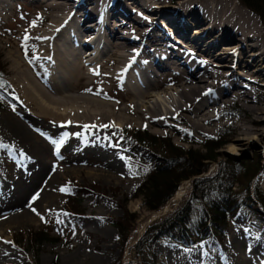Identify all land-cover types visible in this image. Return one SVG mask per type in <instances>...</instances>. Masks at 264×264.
<instances>
[{
	"label": "rangeland",
	"instance_id": "obj_1",
	"mask_svg": "<svg viewBox=\"0 0 264 264\" xmlns=\"http://www.w3.org/2000/svg\"><path fill=\"white\" fill-rule=\"evenodd\" d=\"M3 1L0 3V64L4 68L6 84L12 97H0V118L4 115L26 117L27 121L21 123L28 132V138L25 145L11 140L9 134L3 131L0 125V141L13 146L11 151L0 149V167H4L0 170V202L9 203L14 211L20 212L23 205L32 201L35 194L39 193V197L43 199L39 203L36 202L37 199L32 202L33 205L37 203V206H34L36 212L31 213L26 221L0 225V264H35V261L36 264H50L55 258L58 264H111L119 257L120 264H137L138 260L128 250L137 234L153 220L172 211L186 198L189 181L182 182L174 196L158 212L145 211L141 206V198L132 199L126 203L128 213H134L137 218L134 231L129 236L122 254H119L115 243V230L109 225L107 219H118L122 216L121 208L117 203L129 195L134 185L140 181L133 173L134 160L125 155L124 150L115 146V139L111 134V128L114 127H96L93 132H97L98 136L86 133L80 138H68L65 134L56 133L55 124L51 125L39 118L33 119L34 112L26 108L21 97L22 93L16 86L11 66L13 61H18L23 69L34 73L32 64L36 61L42 43L41 36L49 23L48 16L51 11L42 5L41 0ZM163 1L160 5L163 6L161 10L171 14L165 16L164 13L158 12L160 11L158 8L147 11L138 6L139 2L143 4L148 2L147 0H138L137 4L132 3L131 0H123V3L119 2L120 5L111 4L109 21L112 24L120 20L127 21L123 17L126 14L134 18L139 17L143 21L148 20L146 17L155 18L154 23L149 27L153 29L151 35L159 34L160 37L165 35L164 37L170 40V44L177 49L178 53L181 52V55L190 53L191 59L197 61L206 73L213 70L220 71L225 76L224 81L227 84L223 87V80L211 82L212 89L207 94L208 97L196 105L195 111L202 113L207 122L202 123L196 119L187 121V114L184 113L177 118L171 114L165 121L157 122V124L148 121L140 124L127 115L129 119L126 122L116 120L101 125L114 124L115 128L143 130L153 137H166L171 145L182 150L190 149L200 155L204 153L202 146L204 140L220 136L219 140L224 141L225 144L216 151V161L209 165L204 176L213 173L219 162L230 161L233 164H239L243 160L252 158L259 163L257 185L264 193V113H259L264 109L263 57H250L249 55H254L255 51H248L246 46L241 47L243 52L245 49L246 59L254 62L249 66H246V62L237 63L232 57L225 58L226 55H218L217 53L224 52L222 48L225 45L237 44L235 38L221 41V38L229 34L217 32L215 29L210 34L204 35L205 32H202L204 22L188 24L191 22L190 18H187L190 11H185V15L182 12L174 13L178 0ZM229 1L240 10H246L236 0ZM127 2L132 3V6ZM129 7H132L134 11H129ZM117 8L121 11L119 9V12H113L118 10ZM117 18L120 20L118 21ZM198 20H202L200 16ZM90 21L83 20L81 24H87ZM161 21H165L172 30L174 24L180 22L186 36L178 34V32L182 33L179 30L175 34L166 31L159 25ZM32 22H35L34 27H30ZM184 26L187 27L184 28ZM199 27L201 29L198 32H201L204 37L200 42L201 47H196L186 40V37L190 38L195 28ZM26 29L30 38L24 41ZM261 30L264 33L262 27ZM84 33L86 32H82ZM210 35L214 36L210 37ZM131 36L135 45L140 43L139 39H144L145 48L150 45L148 39L141 33ZM176 38H180L186 47L173 42ZM86 49L83 48L81 53ZM140 50L146 51L142 47ZM106 55L102 53L98 60L103 62ZM169 65L178 73L187 72L178 58L169 59ZM113 66L115 65H105L104 68L109 69ZM154 73L156 80L161 84L150 90L151 97L148 105L158 102L164 110H170L171 103L177 99V91L174 90L177 79L172 76L173 72L163 68L154 69ZM35 81L43 86L40 78H35ZM219 86L223 87V91L217 93ZM104 87L113 97L110 100L112 104H120V98L129 97L121 80L105 84ZM75 94L86 95V93ZM254 117L258 119L252 122ZM249 129H254L255 132L248 136L244 135L245 137L238 135L240 130ZM236 138L242 139L234 142ZM61 139L63 143L57 151L53 141ZM32 148L39 150L37 161L44 168L42 175L39 174L40 176L36 177L38 175L36 173L34 182L31 181L34 169L31 170L28 159H24L31 155ZM21 151L24 153V160L20 156ZM115 166L119 168V171L113 169ZM70 180L77 184L95 185L99 191L81 201L84 212L78 226L74 227V218H68L62 222L55 221L48 227V231L50 236L58 239L55 242H42L31 249L26 244V235L30 231L43 228L46 219L60 211L66 192L60 189H68ZM179 190H182L181 195L175 197ZM256 237L260 240L259 247L251 244L252 239ZM5 241L11 243H5ZM154 250L160 255L161 264H261L264 261V224L253 226L243 221L241 215L237 214L226 227L220 244L209 240L207 243L200 242L190 247H180L169 240L162 239L154 245Z\"/></svg>",
	"mask_w": 264,
	"mask_h": 264
},
{
	"label": "bare ground",
	"instance_id": "obj_2",
	"mask_svg": "<svg viewBox=\"0 0 264 264\" xmlns=\"http://www.w3.org/2000/svg\"><path fill=\"white\" fill-rule=\"evenodd\" d=\"M131 1L138 3V0ZM147 1L143 4L139 2L138 6L147 11L158 8L160 9L158 12L164 13L165 16L171 14L161 10L163 6L160 5L164 2L163 0ZM3 2L0 0V3ZM41 2L51 11V14L48 16L49 23L41 36L42 43L36 61L32 64L34 73L23 69L18 61H13L11 66L16 86L22 93L21 97L25 106L34 112L33 119L39 118L51 125L55 124L56 133L65 134L68 138H80L86 133L98 136L96 131V133L93 132L96 127L85 129L83 126L99 127L101 124L116 120L126 122L129 119L127 115L140 124L144 121L157 124V122L165 121L171 114L177 118L184 113L187 114V121L196 119L202 123L207 122L202 113L195 111V107L208 97L207 94L212 89L211 82L223 80L222 86H226L225 76L217 70L204 72L199 63L191 59L190 53L185 55L178 53L177 49L170 44V40L164 37L165 35L162 37L159 34L151 35L153 29L149 27L154 23L155 18L146 17L148 20L143 21L139 17L134 18L129 14H123L127 21L117 18L120 22L112 24L109 21L111 16L109 8L111 4L120 5L119 2L123 3V0H79V2L77 0H41ZM132 3L127 2L131 6ZM120 8L113 12H119ZM128 9L134 11L132 7ZM185 11H190L187 18H190L191 22L188 24L205 23L202 29V32H205L204 35L210 34L215 29L217 32L221 31L230 35L224 34L225 37L221 38V41L235 38L234 40L238 42L235 45L222 46L224 52L217 53L218 55H226L225 58L232 57L237 63L246 62V66H249L254 62L246 59L245 49L243 52L241 48L246 46L248 51H255L254 55H249L250 57H263L262 60H264V33L258 19L251 13L240 10L229 0H178L174 13L182 12L185 15ZM199 16L202 20H198ZM87 19L91 21L81 24ZM159 25L172 34L179 30L182 33L178 32V34L186 36L180 22L174 24L173 30L166 25L165 21H161ZM199 29L201 28H195L190 38L186 37V40L196 47H201L200 42L204 37L201 32H198ZM82 32L86 33L82 34ZM135 33L143 34L150 45L145 48L144 39H139L140 43L135 45L131 36ZM241 41L245 44L243 45ZM173 42L186 47L180 38L174 39ZM141 47L146 51H141ZM83 48L87 49L81 53ZM102 53L107 54L103 62L98 60ZM171 58H178L187 72L181 74L175 71L171 67L172 64L169 65ZM105 65L115 66L105 69ZM156 68L170 70L174 73L172 76L177 79L174 85L177 99L171 103L170 110H164L158 102L148 105L151 97L150 90L161 84L153 75ZM37 77L41 79L43 86L35 81ZM119 80L124 83V89L129 97L120 98V104H112L110 100L113 97L104 85ZM223 87L219 86L217 93L223 91ZM169 89L173 90V88ZM75 93H86V95ZM259 113H264V109ZM257 119L254 117L252 122ZM23 121H27V118L4 115L0 118V125L2 130L9 134L11 140L25 145L28 132L22 127ZM254 132V129L240 130L238 135L245 137ZM240 139L242 138H236L234 142ZM30 152L31 155L24 159H28L31 170L34 169L31 176V181L34 182L36 173H38L36 177L40 176L39 174L42 175L44 168L37 161L39 150L32 148ZM113 169L119 171L117 166ZM181 191L179 190L175 197L180 196ZM42 199L43 197H39L36 202L39 203ZM33 204L29 207V203H26L18 212L14 211L9 203L0 202V225L26 221L33 213L32 208L35 206ZM251 244L259 247L260 240L256 237L252 239Z\"/></svg>",
	"mask_w": 264,
	"mask_h": 264
},
{
	"label": "trees",
	"instance_id": "obj_3",
	"mask_svg": "<svg viewBox=\"0 0 264 264\" xmlns=\"http://www.w3.org/2000/svg\"><path fill=\"white\" fill-rule=\"evenodd\" d=\"M236 1L258 18L264 30V0ZM5 96L11 98L12 93L7 87L4 68L0 64V97ZM111 134L115 146L134 160L133 173L140 179L129 195L117 203L122 216L107 219L115 230L119 254H122L133 233L137 218L135 214L128 213L126 203L141 198V206L145 211L158 212L184 181H189L186 198L172 211L150 222L128 249L138 260L137 264H161L154 245L162 239L180 247L207 243L209 240L220 244L226 227L237 214L253 226L264 224V193L257 185V160L251 158L239 164L219 162L213 173L204 176L209 165L216 161V151L225 144L219 140L220 136L204 140V153L200 155L190 149L182 150L171 145L166 137H153L143 130L114 127L111 128ZM2 169L4 167L1 166ZM98 191L95 185L77 184L70 180L60 211L48 217L43 228L26 235L28 247L33 249L42 242H55L58 238L50 236L48 231L55 221L74 218V227L78 226L84 212L81 201ZM119 260L120 257L111 264H120ZM50 264H58L57 259H53Z\"/></svg>",
	"mask_w": 264,
	"mask_h": 264
},
{
	"label": "snow or ice",
	"instance_id": "obj_4",
	"mask_svg": "<svg viewBox=\"0 0 264 264\" xmlns=\"http://www.w3.org/2000/svg\"><path fill=\"white\" fill-rule=\"evenodd\" d=\"M35 26V22H32V24H30V27H34ZM25 36L23 37V40L24 41H27L30 37L27 35V29L25 30ZM32 59H35V57H32ZM133 60L135 59L134 57L132 58ZM86 91H91V89H86ZM70 123V122H68ZM63 126V125H62ZM85 129H90V128H95L97 127L96 125H84L83 126ZM99 127L101 128H107V127H116L114 124H109V125H100ZM187 131V130H186ZM53 143L55 144L56 146V150L58 151L59 149V146L60 144L63 143V140H59V141H53ZM13 146H10L9 144H6V143H3L2 141H0V149H8L9 151H11ZM20 156L21 158L23 159L24 158V153L23 151L20 152ZM121 159H123V157H121ZM131 171V169H130ZM135 174V173H134ZM67 189L66 188H61L60 191H66ZM39 197V193L35 194L33 197H32V201L29 202V207H31L32 205V202L35 201L36 199H38ZM32 211L33 212H36V209L33 207L32 208ZM39 214V213H37ZM66 215V213L64 214ZM41 219H43V216H41ZM60 222V221H58ZM5 243H11L10 241H5ZM186 251H190V250H186ZM261 264H264V261L261 262Z\"/></svg>",
	"mask_w": 264,
	"mask_h": 264
},
{
	"label": "water",
	"instance_id": "obj_5",
	"mask_svg": "<svg viewBox=\"0 0 264 264\" xmlns=\"http://www.w3.org/2000/svg\"><path fill=\"white\" fill-rule=\"evenodd\" d=\"M142 232H143V229L141 230L140 233L137 234V236H136V238H135L133 244L139 239V237L141 236Z\"/></svg>",
	"mask_w": 264,
	"mask_h": 264
}]
</instances>
